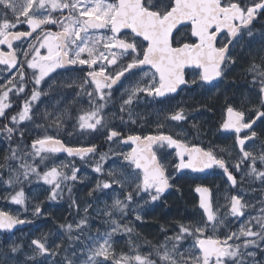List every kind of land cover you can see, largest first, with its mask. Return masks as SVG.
Segmentation results:
<instances>
[{
	"label": "snow or ice",
	"instance_id": "snow-or-ice-1",
	"mask_svg": "<svg viewBox=\"0 0 264 264\" xmlns=\"http://www.w3.org/2000/svg\"><path fill=\"white\" fill-rule=\"evenodd\" d=\"M257 15H264V0H251L250 3L247 0H0V45L5 46L0 50V65L4 66L0 68V79L4 81L0 84V117L8 119L6 109L11 107L9 93L19 95L31 83L30 99L25 98L22 110L11 116V126L5 124L3 131L11 139L17 125L32 120L31 102L47 95L41 88L42 83L50 88L56 79L52 73L75 65L88 66L87 75L91 77L90 81L85 80L79 85L86 91L91 105L78 116L79 130L94 132L105 127L104 109L113 96V86L122 83V77L132 79L133 83L121 96L120 111H127L128 119L135 123L131 106L134 101L139 102V94L156 99L177 92L181 85L189 82L185 79L187 68L198 69L200 81L207 84L220 77L223 71L221 65L231 60L229 46L239 44L246 35L252 36L250 25ZM19 25H26L28 30H19ZM46 26H54L57 30L52 31ZM185 30L188 42L175 44L174 32L179 35ZM22 38H31L25 51L20 50V45H14ZM41 49L45 51L42 53ZM13 70L15 75H6ZM248 71L253 76V83L259 85L261 105L256 119H261L264 118V63L257 65L253 62ZM191 82L196 83L195 79ZM85 85L95 87L89 91ZM227 113L228 119L221 127L236 133L235 144L239 146V153L233 166L242 172L241 182L244 176H248L264 185V150L253 154L245 147L246 141L257 137L253 128L256 120L246 121L245 113L231 106L227 108ZM167 118L172 121L187 119L183 109L172 112ZM60 122L61 116L58 115L53 123L59 127ZM163 126V123L157 124V128ZM244 130L248 131L241 137L239 134ZM20 135L23 136V132ZM106 135L110 141L119 138L118 143L131 142L135 145L131 151L120 153L127 161V170L122 169L118 174L110 170L108 177L111 179L97 184V189H109L113 184L130 189L124 200L117 198L113 202L112 210L122 215H127L126 209L136 197L146 196L156 201L170 186L169 177L165 174L166 157L161 155L158 158L154 145L160 148L166 145L176 150L175 154L179 157V163L175 165L177 169L203 172L217 166L223 169L233 186L237 185L226 161L211 147L190 146L162 133L125 138L121 131L109 128ZM19 147L11 149V155L5 157L6 163L0 165V169H6L8 173L2 183L12 189L6 199L16 205L26 203L23 184L31 182L33 176L53 185L52 199L57 198L56 189L61 187L57 177L76 180V169L66 175L51 166L41 173L39 165L50 158L48 154L63 151L69 156L84 159L95 152L94 147H66L58 136L47 134L32 142L30 152H20ZM104 159L105 156L101 155L100 161ZM10 160L16 163H7ZM257 162L260 167H257ZM242 164H247L246 170L241 169ZM133 168L135 171L130 170ZM94 171L103 172L100 162H97ZM2 176L3 172H0ZM196 190L204 194L199 207L206 219L179 225L178 232L166 237L162 244L154 247L153 252L141 253L139 247L129 241L130 253H117L114 234L133 231L117 218L110 221L111 231L102 236H90V244L76 248L74 242L79 240L87 226L85 216L75 225H61L67 234L66 246L63 241L50 242L47 237L32 238L30 252L24 254L23 264H264V261L255 259L257 252L250 250L264 252V203L259 213L251 216L238 231L229 232L220 239L215 233L224 220L218 217L207 199L209 190ZM245 207L239 194L230 197L229 212L233 217L244 216ZM112 210H106L104 215L111 217ZM32 211L34 215L42 214L39 205L34 206ZM136 218L141 219L139 214ZM24 223L25 219L0 211V236ZM187 237L192 238V243L182 248L178 242ZM170 240L173 241L171 246L168 243ZM4 244L6 247L0 244V264H12L21 246L11 237H4ZM57 256L61 259L56 260Z\"/></svg>",
	"mask_w": 264,
	"mask_h": 264
},
{
	"label": "rangeland",
	"instance_id": "rangeland-1",
	"mask_svg": "<svg viewBox=\"0 0 264 264\" xmlns=\"http://www.w3.org/2000/svg\"><path fill=\"white\" fill-rule=\"evenodd\" d=\"M28 71L30 72L31 70ZM54 74L55 72L51 75ZM13 75L15 73H8L7 76L11 77ZM55 77L56 79L51 83L50 88L48 84L42 83L41 88L47 92V95H41L37 101L31 102L32 112L30 115H32V120H25L17 125V131L13 133L11 139L3 131V126L5 124L11 126V116L16 115L22 110L25 98L30 99L31 84H28L25 92L19 95H16L14 92L9 93L8 102L11 104V107L6 109L8 119L0 117V165L6 163L5 157L11 155V149L17 148V145H19L18 151L30 152L32 150V142L38 138H42L46 134L58 136L67 145L73 147H95L97 144H108V146L84 159L80 157H69L59 153L48 154L50 158L39 165V171L41 173L50 169L51 166H55L58 171L64 172L66 175H70L73 169L77 170L76 180H64L63 177H57V181L60 182L61 187L56 189L58 193L56 199L51 198L53 185L45 184L43 179L33 176L31 182H25L23 184L26 203L24 205L11 203L6 197L8 193L12 192V189L2 183V180L7 179L8 173L6 169H0V172H3V176L0 177V211H8L31 223L28 230H22L16 233L7 232L3 236H0V244H3L5 247L4 237H11L12 241H15L21 246V251L15 254V259L12 264H16L17 261L23 264L24 254L30 252L29 243L32 238L47 237L50 242L56 241L59 243L63 241L66 246L68 243L67 234L61 228V225H67L69 223L75 225L85 216L87 217V226L79 240L74 242L76 248L81 249L84 248L85 244H90V236H102L105 232L111 231L112 225L110 221L113 218H117L122 225L127 224L133 231L131 233L114 234L113 240L115 241L114 248L116 252L130 253L129 241H131L132 244L139 247L141 253L145 254L153 252L154 247L162 244L166 237L174 236L178 232L179 225H190L202 220L197 211V201L191 202L193 208L189 209L187 213L185 211L183 216L175 215L173 213L176 211L174 210L175 207L173 208L174 211L170 209V205H173V202L171 203V199H169L170 197L172 199L175 197L173 194L167 199L160 196L156 201H151L146 196L144 198L138 196L130 207L126 209L127 215H122L112 210L114 200L117 198L124 200L130 189H122L118 184H113L109 189H97V184H102L105 179H111L108 177L110 170L117 172V174L122 169L127 170V161L123 159V155H120V153H127L131 149L123 143H118V140L109 142L106 135L107 129L119 130L122 134L129 136L138 134L139 130H147L151 125L153 126L152 128H157L158 123H163V127H166L170 126L171 122L168 118L163 119L161 117L164 115L159 109L152 110L149 113L144 112L145 103H147L145 102L146 99L153 98L143 93L139 94V102L134 101L131 106L136 120L135 123L128 119L127 111H120L121 96L132 82L120 95L107 103L104 109L105 127L99 128L98 131L94 132H82L77 127L78 116L91 107L86 91L79 87L84 79L77 74H72L64 79L59 76ZM3 83L4 81L0 79V84ZM70 84L73 86V99H68V87ZM75 86L78 88H75ZM88 90L90 91L92 88ZM81 93L84 96L86 95V97L83 98L80 95ZM45 113L48 115H45ZM58 115L61 116L59 127L53 123ZM147 121L151 123L149 124ZM21 132H23V136L20 135ZM179 135L186 142L192 139L191 135L183 131ZM25 137H29L31 140H27ZM101 155L105 156L103 161H100ZM97 162L102 164V173L94 171ZM7 163L15 164L16 161L10 160ZM167 164L170 168V164ZM46 165L48 168H46ZM63 165H66V167H63ZM130 170L135 171L134 168ZM192 178L188 177L185 180L189 183ZM185 180L183 182L181 181L183 185L187 184ZM182 184L179 188L182 187ZM179 193H181L179 189L175 188L174 194L179 195ZM219 202L218 217L222 218L224 223L218 228L215 234L223 233L225 231L224 228L228 226L229 229L226 234L238 231L241 225L238 228H234L236 221H234L229 209L227 210L229 206L224 197ZM36 205L40 206L41 215L33 214L32 209ZM106 210H112L111 217L104 215ZM170 211L173 212L169 214ZM138 214L141 217L139 220L136 218ZM158 220L160 222L157 227L158 231L153 235L152 230L156 228V225L153 226V222ZM148 228H152V230L148 231ZM168 243L171 246L173 241L170 240ZM178 243L182 248H187L192 243V238L187 237ZM250 250L257 252L256 260L264 261V252L257 249ZM152 258L155 259L156 257L153 255ZM55 259L60 260L61 257L57 256Z\"/></svg>",
	"mask_w": 264,
	"mask_h": 264
},
{
	"label": "flooded vegetation",
	"instance_id": "flooded-vegetation-1",
	"mask_svg": "<svg viewBox=\"0 0 264 264\" xmlns=\"http://www.w3.org/2000/svg\"><path fill=\"white\" fill-rule=\"evenodd\" d=\"M247 2L250 3L251 0H247ZM66 14L67 13L65 12V15ZM54 15H56V13H54ZM46 27H51L52 31L57 30L54 26ZM250 27L252 30L251 37L246 35L239 44L235 46L230 45L228 54L231 56V60L226 61L225 66L223 67V79L220 83L209 85L200 81L199 76L197 75L199 70L192 68L186 70V80L189 81L188 86H186L180 93L177 95H170L165 99L156 98L146 99L145 101L147 102L144 107L145 113L159 109L164 115L161 117L163 119H167V115L183 109L187 119L176 122L169 119L171 122L170 126L152 128L153 126L151 125L149 126V129H142V131L139 130L138 134H135L147 136L162 133L184 141L179 135L180 132L183 131L192 137V139L187 142L190 146H199L204 149L211 147L219 157L223 158L226 161V166L237 180L236 186L231 184V181L228 180V177L224 173L223 169H220L217 166H215L208 174L188 171L183 175H179L178 169L175 167V165L179 163V157L175 154L176 151L171 150L166 145L163 148L158 146L155 148L158 158L161 155L166 157L165 168L172 184L171 192L161 195V197L164 199L169 198L175 192V188L179 189L181 193L177 196L181 197L184 195V187L190 186L191 192L194 196V201H197V211L202 219H206L203 215V211L199 207L200 198L196 193V188L198 186H205L211 189L213 194L214 211H217V214L218 205L220 203L219 201L222 197H224L229 206L227 207L228 210L230 208V197L232 195L239 194V196L242 197V203L246 204V207L243 210L245 215L233 217L234 221H236L235 224L233 223L234 228H238L243 223H246L251 216L257 215L260 211L262 203H264V185H262L260 181L256 180L254 177L248 176H244L243 182H241L242 172L237 171L233 166L236 161L237 154L239 153V146L235 144L236 133L233 131L224 132L221 127L222 123L228 118L227 108L229 106L233 107L234 110L243 111L245 113L246 121L256 120L253 128L257 132V137L246 141L245 147L252 151L253 154H259L262 150H264V118L256 119L257 111L260 110L261 105L259 85L253 83V76L248 71L250 64L253 62L257 65L264 63V59H262L264 58V15H257L252 21ZM18 28L21 31L28 30L26 25H19ZM30 41L31 38H22L20 41H15L14 45H20V50L25 51L27 50V44ZM181 41L188 42L186 30L180 32L179 35L176 33L174 34L175 44H179ZM4 48L5 46L0 45V50H3ZM44 51L45 50L41 49L42 53ZM20 59L23 60V57L21 56ZM239 60L242 61L240 67L242 75L237 77L236 68ZM104 63H107V61H104ZM3 67L4 66L0 65V68ZM88 70V66L86 65H75L73 69H68L67 67L65 69H57L55 74L52 76H59L64 79L72 74H77L80 75L84 81H90L91 77L87 75ZM11 73L14 74L15 70ZM57 73H60V75H57ZM6 75H8V73H6ZM236 78L241 79L238 80ZM193 79H195L196 83L191 82ZM224 80L226 84V93L230 98L228 97L229 99H225L226 103L222 105V110L217 111L216 99H200V97L203 96L206 98L209 95H216L220 84ZM132 82V79L123 78L122 83L118 86H113V96L111 99H115V97L120 95L122 91ZM72 87L73 86L71 84L68 87V99H73ZM94 87V85H87L85 88L88 90L89 88L93 89ZM75 88L78 87L75 86ZM237 90H242V95L240 97L233 94V91L236 92ZM80 95L83 98L86 97V95L84 96L82 93ZM111 99H109L108 102H110ZM147 123L150 124L151 122L147 121ZM203 123H205L208 129L206 133L202 132L201 125H203ZM245 131L248 130L242 131L239 135L243 137ZM122 135L124 137V134ZM116 140H119V138ZM107 146L108 144H97L95 146V148H97L96 153ZM132 148L133 146L130 147V149ZM221 149H224V151H221ZM167 163L170 164V168ZM257 167H260L259 162H257ZM241 169L246 170L247 164H242ZM188 177H193L189 183L185 180L188 179ZM184 180L187 184L183 185L182 182ZM181 184L182 187L179 188ZM228 229L229 226L224 228L225 231L217 236H219L220 239H223L224 236L227 235L226 232ZM231 242L232 241H229V243Z\"/></svg>",
	"mask_w": 264,
	"mask_h": 264
},
{
	"label": "trees",
	"instance_id": "trees-1",
	"mask_svg": "<svg viewBox=\"0 0 264 264\" xmlns=\"http://www.w3.org/2000/svg\"><path fill=\"white\" fill-rule=\"evenodd\" d=\"M241 64H242V61L239 60V63H238V66L236 68V75L237 77L238 76H241L242 75V70H241ZM238 80H240L241 78H236ZM233 94L234 95H237L238 97H240L242 95V90H237L236 92L233 91ZM229 95H227L226 93V84H225V80L220 84V87L218 89V91L216 92V95H209L208 97H200V99H216V103H217V111H221L222 110V105H224L226 103L225 99H229L228 98ZM202 126V132L206 133L208 131L207 129V126L205 125V123H203ZM124 136H127V135H124ZM27 138V140H31L29 137H25ZM183 193L184 195L181 196V197H178L176 194L173 193V195L175 196L173 199L170 197L169 199H171V203L173 202V205L171 204L170 205V209L173 210V208L175 207L174 210L176 211H170L169 214H171L172 212L175 213V215H178V216H183V214L187 213V211L189 209H192L193 206L192 203L194 202V196L191 192V187L190 186H185L184 189H183ZM173 197V196H172ZM192 202V203H191ZM165 215H168L166 213H164ZM170 216V215H169ZM159 220L158 221H154L153 222V226L156 225V228L155 227H152V228H155L154 230L151 229H148V231H151L152 230V233L153 235L157 233L158 229V225H159ZM149 234V233H148Z\"/></svg>",
	"mask_w": 264,
	"mask_h": 264
},
{
	"label": "water",
	"instance_id": "water-1",
	"mask_svg": "<svg viewBox=\"0 0 264 264\" xmlns=\"http://www.w3.org/2000/svg\"><path fill=\"white\" fill-rule=\"evenodd\" d=\"M174 34H175V32H174ZM173 34V35H174ZM229 48H230V46H229ZM226 63V62H225ZM225 63L224 64H222L221 65V67H222V69H223V67L225 66ZM67 68L68 69H73L74 68V66H67ZM188 69H192L191 67H189V68H187L186 70H188ZM186 70H185V79H186ZM222 79H223V73H222V75L220 76V77H217L211 84H209V85H215V84H218V83H220L221 81H222ZM121 80H123V77L121 78ZM120 83H118L117 85H114V86H118ZM186 86H188V83L187 84H185V85H181L180 86V88H178V90H177V92H175V93H170V94H168L167 96H165V97H163V98H160V99H165V98H167L168 96H170V95H177L178 93H180ZM228 119V118H227ZM223 130V129H222ZM224 132H231V131H225V130H223ZM152 135H155V134H152ZM165 135H167V134H165ZM126 138V137H125ZM174 138V137H173ZM116 139H118V138H113V140H109V142H114ZM61 141H62V143H64V145L66 146V147H72V148H82V147H73V146H69V145H67L66 144V142L64 141V140H62L61 139ZM124 145H126V146H128V147H135V145H133V144H131V142H129V143H127V144H125V143H123ZM157 146L156 145H154V150H155V148H156ZM95 148V147H94ZM171 150H175V149H173V148H170ZM96 150H97V148H95V152H96ZM176 151V150H175ZM94 152V153H95ZM57 153H59V154H62V155H67V156H69L66 152H63V151H61V152H57ZM94 153H90V154H88V155H86L85 157H88V156H91L92 154H94ZM69 157H79V156H69ZM215 166H213L212 168H210V169H205L203 172H195V173H203V174H208L209 172H211V170L214 168ZM188 171H192L191 169H178V174L179 175H183L184 173H186V172H188ZM193 172V171H192ZM166 174V176H168L167 175V172L165 173ZM169 187L163 192V194L162 195H165V194H168L169 192H171V190H172V184H171V181H170V179H169ZM197 188H207L208 190H209V193H208V195H207V199H209V201L212 203V206H213V210H214V204H213V194H212V191H211V189L210 188H208V187H205V186H198ZM196 188V189H197ZM196 193L198 194V196H199V198H200V201H201V198H202V195H204L203 193H201V192H197V190H196ZM199 205H200V203H199ZM201 209V208H200ZM202 211H203V209H201ZM30 228V222L29 221H27L26 220V223H24V224H18L14 229H12V231H11V233H16V232H18V231H22V230H27V229H29Z\"/></svg>",
	"mask_w": 264,
	"mask_h": 264
},
{
	"label": "bare ground",
	"instance_id": "bare-ground-1",
	"mask_svg": "<svg viewBox=\"0 0 264 264\" xmlns=\"http://www.w3.org/2000/svg\"><path fill=\"white\" fill-rule=\"evenodd\" d=\"M147 217V216H146ZM97 229V228H96ZM149 229V228H148ZM125 247V246H124Z\"/></svg>",
	"mask_w": 264,
	"mask_h": 264
}]
</instances>
